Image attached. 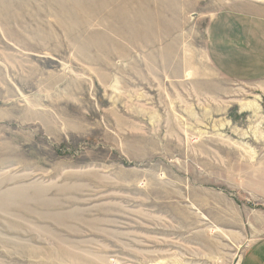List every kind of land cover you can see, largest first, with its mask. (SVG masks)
<instances>
[{
  "label": "rangeland",
  "instance_id": "374dc122",
  "mask_svg": "<svg viewBox=\"0 0 264 264\" xmlns=\"http://www.w3.org/2000/svg\"><path fill=\"white\" fill-rule=\"evenodd\" d=\"M263 236L264 0H0V264H240Z\"/></svg>",
  "mask_w": 264,
  "mask_h": 264
},
{
  "label": "crops",
  "instance_id": "0c3cea01",
  "mask_svg": "<svg viewBox=\"0 0 264 264\" xmlns=\"http://www.w3.org/2000/svg\"><path fill=\"white\" fill-rule=\"evenodd\" d=\"M225 60V59H223ZM217 68V67H216ZM220 73L225 74L226 71L217 68ZM240 264H264V236L259 238L255 243L249 246L242 257Z\"/></svg>",
  "mask_w": 264,
  "mask_h": 264
},
{
  "label": "bare ground",
  "instance_id": "6f19581e",
  "mask_svg": "<svg viewBox=\"0 0 264 264\" xmlns=\"http://www.w3.org/2000/svg\"><path fill=\"white\" fill-rule=\"evenodd\" d=\"M254 105H255L254 102L249 101V102H245L243 104V106H241V108H242V110H250V109H253L254 110Z\"/></svg>",
  "mask_w": 264,
  "mask_h": 264
}]
</instances>
